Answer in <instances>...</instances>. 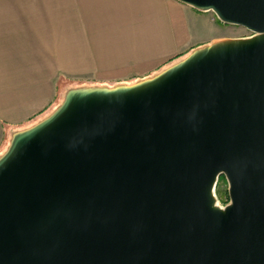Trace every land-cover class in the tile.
Returning <instances> with one entry per match:
<instances>
[{"label": "water", "instance_id": "water-1", "mask_svg": "<svg viewBox=\"0 0 264 264\" xmlns=\"http://www.w3.org/2000/svg\"><path fill=\"white\" fill-rule=\"evenodd\" d=\"M176 1L254 35L140 84L69 91L14 133L0 264H264V0Z\"/></svg>", "mask_w": 264, "mask_h": 264}, {"label": "crops", "instance_id": "crops-1", "mask_svg": "<svg viewBox=\"0 0 264 264\" xmlns=\"http://www.w3.org/2000/svg\"><path fill=\"white\" fill-rule=\"evenodd\" d=\"M89 4L101 19L83 14ZM160 6L158 0H0V142L6 139V150L14 133L43 120L55 97L59 65L68 71L82 58L74 43L89 40L83 34L112 36L105 40L114 44L113 65L152 53L159 38L149 35L145 41L135 27L142 28Z\"/></svg>", "mask_w": 264, "mask_h": 264}, {"label": "rangeland", "instance_id": "rangeland-1", "mask_svg": "<svg viewBox=\"0 0 264 264\" xmlns=\"http://www.w3.org/2000/svg\"><path fill=\"white\" fill-rule=\"evenodd\" d=\"M158 1L162 6L150 12L148 22L142 28L135 27V33L141 35L145 41L149 39V35L159 38L154 44L157 50L147 54H135L127 61L113 65L109 63L112 59L109 53L114 52L110 46L114 44L107 41L113 39L112 36H107L105 32L83 34L82 37L85 36L89 40L79 39L74 43L76 56L81 54L82 58L68 71L59 65L55 97L42 114V119L50 116L64 102L69 91L140 84L156 77L201 48L218 42L247 39L254 35L244 27L221 22L211 10H197L176 0ZM85 8L84 15H90L91 19H101L95 11L96 7L89 4ZM136 14L140 17V12ZM82 21L87 23V16ZM77 45H83L84 48L77 49ZM99 61L107 63L100 64ZM4 150L6 139L0 142V154H3ZM213 195L216 204L223 206L229 202L228 184L224 176L218 177Z\"/></svg>", "mask_w": 264, "mask_h": 264}, {"label": "built area", "instance_id": "built-area-1", "mask_svg": "<svg viewBox=\"0 0 264 264\" xmlns=\"http://www.w3.org/2000/svg\"><path fill=\"white\" fill-rule=\"evenodd\" d=\"M215 204H216V203H215ZM216 206H218L219 208L223 209V207H224L225 205L221 206V205H219V204H216Z\"/></svg>", "mask_w": 264, "mask_h": 264}]
</instances>
